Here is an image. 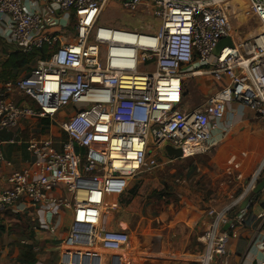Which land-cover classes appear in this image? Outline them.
<instances>
[{"label": "built area", "instance_id": "2783aa9c", "mask_svg": "<svg viewBox=\"0 0 264 264\" xmlns=\"http://www.w3.org/2000/svg\"><path fill=\"white\" fill-rule=\"evenodd\" d=\"M111 1L0 0V36L25 55L49 49V58H39L26 76L0 82V135L25 120L50 121L49 138L27 145L35 160L0 188V219L25 200L73 210L59 264H104L100 249H123L126 233L99 229L107 196L123 195L142 170L160 167V154L173 162L211 152L218 145L213 131L229 104L264 117V0H248L261 31L240 45L233 0H116L142 20L129 29L100 23ZM225 38L234 47L213 62ZM203 72L228 85L194 110L181 108L186 79ZM61 114L64 120L56 123ZM166 147L182 156H169ZM4 162L0 141V168ZM239 167L230 161V184L245 183ZM263 178L264 160L236 203ZM58 189L68 195L55 196ZM208 215L212 221L196 239L203 264L228 256V210Z\"/></svg>", "mask_w": 264, "mask_h": 264}, {"label": "crops", "instance_id": "0c3cea01", "mask_svg": "<svg viewBox=\"0 0 264 264\" xmlns=\"http://www.w3.org/2000/svg\"><path fill=\"white\" fill-rule=\"evenodd\" d=\"M0 40L4 45L0 46L1 73L11 55L23 53L1 36ZM215 57L214 53L213 62ZM27 68L14 73L18 76ZM195 76L207 77L203 92L207 98L228 85L226 78L215 79L206 72ZM259 118L240 104H229L225 118L213 131L218 145L211 152L173 162L160 154L161 166L142 170L132 178L121 202L115 203L116 196H107L99 229L126 233L129 242L120 251L100 249L104 264H203V248L196 239L210 225L208 212L212 209H227L231 226L225 231L228 256H213L210 264L264 261V218H259L264 213V192L257 196L252 192L236 203L248 181L245 172L264 160V135L259 137L252 124ZM49 126L48 120L29 119L0 135L5 154L0 188H8L11 174L23 171L35 160L27 145L48 139ZM231 160L245 175L244 184L228 185L223 167ZM54 195L68 194L58 189ZM75 218L70 209L34 206L28 200L19 203L0 219V264H59Z\"/></svg>", "mask_w": 264, "mask_h": 264}, {"label": "rangeland", "instance_id": "374dc122", "mask_svg": "<svg viewBox=\"0 0 264 264\" xmlns=\"http://www.w3.org/2000/svg\"><path fill=\"white\" fill-rule=\"evenodd\" d=\"M231 6H233L234 8L236 6H239L238 8H240L239 14L232 17L231 20L236 35L235 39L237 40V45H240L242 44L243 41L250 40L251 38H253L255 34H258L261 31L260 30L261 24L250 12L248 0H233L231 2ZM141 21L142 20L139 17L133 18L131 15L125 13L115 0L113 2L112 1L109 2L106 5L100 23L110 24L115 27L129 29L132 27H139V25H141ZM1 41L2 40H0V46H4L3 43H1ZM35 65L36 63H34L31 67L27 68L26 70H23L18 74L17 77H24ZM206 78L207 77L205 76L203 77L189 76L186 79L184 84V92L181 96V102L179 104L181 108L195 109L199 105L201 106L206 101L205 99L207 97H205L203 93L205 90V84L208 82ZM259 116L260 118L253 121L252 124H254V126L257 127L256 128V130L258 131L257 135L260 137L264 135V117L262 115ZM64 118L65 116L63 114L58 115L55 119V122L56 123L62 122ZM260 166L261 165H258L253 169L245 172L247 180H249L257 172ZM228 167L229 166H227V168ZM225 168L226 167L224 166L223 172L225 170V177L228 180L227 181L228 185L235 186V184L229 183V178L226 173L227 168L226 169ZM124 195L121 197L116 196L115 203H117V201L121 202V200H123L122 198L124 197Z\"/></svg>", "mask_w": 264, "mask_h": 264}, {"label": "trees", "instance_id": "16d2710c", "mask_svg": "<svg viewBox=\"0 0 264 264\" xmlns=\"http://www.w3.org/2000/svg\"><path fill=\"white\" fill-rule=\"evenodd\" d=\"M41 58L46 60L49 58V49L47 47L42 48L32 54L23 55L15 53L3 64L2 72L0 73V79L2 82L14 81L17 75L14 71H19L24 68L31 67L37 60Z\"/></svg>", "mask_w": 264, "mask_h": 264}, {"label": "water", "instance_id": "95a60500", "mask_svg": "<svg viewBox=\"0 0 264 264\" xmlns=\"http://www.w3.org/2000/svg\"><path fill=\"white\" fill-rule=\"evenodd\" d=\"M225 47H234V42L232 40V38H225L222 39L216 46L215 48V55L219 56L221 51L225 48ZM83 106L82 104H77L76 108H79ZM166 152L169 156L171 157H175V158H180L182 156V152L180 150H175L172 149L171 147H166ZM264 192V178L257 184L256 188L253 190V194L255 196L261 194ZM231 226V224H227L224 228V230L226 231L229 227Z\"/></svg>", "mask_w": 264, "mask_h": 264}]
</instances>
